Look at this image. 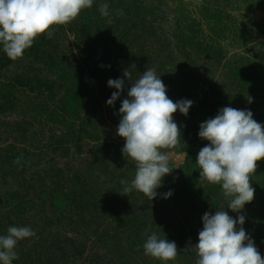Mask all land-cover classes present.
Here are the masks:
<instances>
[{
	"label": "trees",
	"instance_id": "16d2710c",
	"mask_svg": "<svg viewBox=\"0 0 264 264\" xmlns=\"http://www.w3.org/2000/svg\"><path fill=\"white\" fill-rule=\"evenodd\" d=\"M158 1L163 3L162 0ZM103 3L109 5L111 16L103 17L100 14L99 6ZM217 4L218 0H202L198 6L202 10V17L208 22L209 30L220 34L225 24ZM154 8L143 5L142 0H93L92 7L82 10L77 17L78 22L75 25L78 27L77 30H80L79 39L88 42L80 47L79 54L75 55L77 61L71 65L72 71L64 66L61 56L57 57V53L61 54L60 52L56 51L53 54L54 50H48L50 45L46 41V39L48 40L47 36L40 35L29 48V53L34 58L46 54V57H49L48 62L45 61L47 69L53 73L54 77H45L44 79H42L44 76L39 77L35 83H33V77L24 78L20 75H14L6 82L0 80V112H5L14 106L12 97L18 90L21 91L24 88L23 85H27L31 89L39 88L40 92L43 91L42 87L47 88V97L51 100L57 97V92L54 93L53 90L54 83L57 82L58 89L63 90L55 102L56 104L50 108L47 114L50 121L61 124L63 127L60 134L52 136V141L48 143L51 152L48 154L53 164L49 165L50 161L47 160L49 165L47 169L41 171L36 168L32 173L34 177L28 178L25 176L27 170L25 171L24 167L27 165L28 168H32L35 163L41 164L40 154L34 162L29 160L26 153L12 154L8 147L5 149V154H0V168L6 170V174L18 173L19 184L27 189L25 192L0 190V236L7 235L9 228V225L3 224L6 212L4 210L7 207H9V213L10 210L16 209L20 214V216L16 215V221L11 219V226L20 227L25 224L23 223V212L28 203H31L32 205L28 207L33 211L35 219L32 229L37 228V237L29 239L30 241L25 238L18 242L15 250L19 258L14 260L13 264H164V262L144 254L143 244L147 239L145 232L148 230V235L155 232L159 236L157 222L148 219H144L143 222L137 221L126 214L129 208L137 206L131 202H136L138 199L143 200L141 203H144L145 206L151 207L147 204L149 199L143 193L135 189L127 194L123 192L124 185L121 184V180L130 184V180L135 176V162L122 154L123 143L113 142L109 145L102 139L103 134L117 131L121 119L119 109L123 99L128 98L127 94L122 91L114 106H110L113 129L106 131L102 126L103 120L97 116V111L102 108L100 96L105 97L107 103L112 93L117 91V89L108 86V79L104 73L102 74L105 66L117 68L119 63L116 61H120L123 57L119 42L124 40L125 43L133 45L136 42L135 39L149 40L151 36L147 35L151 34L152 26L141 20H144L145 15L152 14ZM117 10H123L124 14L118 15ZM140 10L143 14L138 12ZM182 10L181 8L176 9L178 13ZM109 19L111 23L108 22ZM59 30L54 32H61V29ZM189 30L191 29L187 24H178L177 31L173 33L181 50L189 46L195 47L197 50L204 51L205 49L207 56L212 58L217 55L223 56L221 51L219 53L209 44L204 48L200 47L201 41H195ZM58 35L61 36L60 33ZM1 46L3 45L0 44V48ZM142 51L145 52L144 47H141L139 52L129 50L126 53L127 56L136 57L142 55ZM150 52L156 53V61L161 67L172 62L164 61L163 56L170 60L175 58L169 53L170 51H165L164 45L153 48ZM130 66L135 68L134 64H130ZM138 67L140 68V66ZM235 69H237L235 75L239 82L237 84L241 90L246 88L248 90L253 86L255 78L248 75L250 68L247 64H242ZM109 77L118 79L121 76L112 72ZM95 83L101 86V90L100 94L93 97L94 100H92V98L89 99L90 91ZM104 87H106L105 91ZM172 88L171 96H167L173 102L187 99L193 101V105L187 116L179 111L173 114L175 122L180 127L181 140L187 141L186 146L182 147L185 156L173 177L168 178L161 187L157 188L156 201L163 202V207L166 208L170 203L163 198V194L171 191L170 197L176 198L178 192H174V190L179 188L181 190L179 194L183 192L186 196H193L191 200H196L203 208L212 211L217 207V198L221 195L219 191L222 187L200 179V169L196 158L201 149L189 145L190 140L197 137L196 135L200 131L198 124L202 119L199 117L205 115L207 107L203 99L198 102L192 99L195 87L186 80L176 81L172 84ZM222 107L213 104L211 109L217 115ZM250 109H253L252 113L255 112L257 115V122L264 126V114L257 112L256 107H245L242 110ZM86 138L97 142L90 151L95 159L83 162L82 165L80 163L81 166L75 165L76 157L67 159L64 165L69 172H72L69 177L67 171L60 167L56 168V158L59 156L69 157L70 145L74 147V153L79 158L84 152L83 142ZM20 156H22L20 163H15L16 158ZM260 164L261 166L257 165L256 173L250 179L252 187L257 190L263 204L264 161H261ZM121 165H124L123 170H118ZM95 169L104 174L111 172L112 177L102 179L101 175L96 174ZM129 171L130 173H128ZM115 193L119 196L116 200L111 198ZM123 195H126L127 198L119 202ZM112 200H115L116 203ZM17 201L19 202L17 203ZM182 205L183 203L180 204V206ZM169 211L171 212V210ZM70 232H73L74 235ZM258 232L264 234L262 226ZM167 234L169 235L164 239L169 241L175 239L180 245H177L178 250H181L180 261L183 264H189L188 253L182 252L190 242L186 229L183 227V231L177 235L169 231ZM22 241L23 243L30 242L29 247H20L23 244ZM262 249L260 254L264 258V248ZM194 255L193 253L189 259H193Z\"/></svg>",
	"mask_w": 264,
	"mask_h": 264
},
{
	"label": "rangeland",
	"instance_id": "374dc122",
	"mask_svg": "<svg viewBox=\"0 0 264 264\" xmlns=\"http://www.w3.org/2000/svg\"><path fill=\"white\" fill-rule=\"evenodd\" d=\"M162 1L163 3H159L158 0H142L143 5L148 6V8L155 7L152 14L145 15L143 18L144 20H141L144 23L146 22L147 25L152 26L151 34L147 35L151 37L149 40L143 38L139 40L135 39L136 42L133 45L125 43L124 40L119 42L123 57L120 61H116V63H119L117 68L105 66L102 74L104 73L108 80L112 72L121 76L120 78L125 80L123 91L126 94L131 87V82L123 76L125 70H130L133 73V80H135L146 70L154 69L156 75L158 77L160 76V79L166 86V94L169 96H171L173 91V83L179 80H186L195 87V91L192 92V94H194L192 99L197 102L203 99L207 107L205 115L199 117L202 119L198 124L199 126L202 121L205 122L216 116L215 112L211 109L213 104L220 105L221 107H232L238 110L253 106L257 108V112L264 114V0H218L217 7L222 12L225 24V27L223 26L222 28L223 30L225 28V30H222L220 34L211 32L208 28V22L202 17V10H200L198 6L202 0ZM178 8H181V10L183 9L180 12L183 13V15H180V13L176 11ZM138 12L143 14L141 10ZM77 22L78 20L76 18L68 24L55 25V31L61 29V32H54V36L51 39H46L48 45H50L48 50H54L52 51L53 54H55L56 51L60 52L61 54L57 53V57L61 56L64 66L71 71L73 70L71 65L75 64L77 61L75 60V55L79 54L80 47H83V45H86L88 42L84 39H79L80 30H77L78 27L75 25ZM178 24L188 25L191 29L189 33L193 35L194 40L201 41L200 47L204 48L205 45L209 44L219 53L221 51L223 56L217 55L215 58H212L207 56V51H205V49L204 51L197 50L195 47L189 46L181 50L173 34L177 31ZM59 33L61 36L58 35ZM163 45L165 51H170L169 53L175 58L170 60L163 56L162 58L164 61L172 62L166 63L164 67H161L159 62L156 61V53L152 54L150 51L153 48L163 47ZM141 47L145 49V52L142 51V55L136 57L127 56V51L132 50L139 52ZM48 60L49 57H46V54L34 58L32 54L29 53V49H26L22 58L13 61L8 58L3 51V46H1L0 80L5 82L9 81L14 75H20V77L24 78L33 77V83H35L39 77L42 78L44 76L42 79L45 77L53 78V73L51 72V74L48 71L45 63V61L48 62ZM130 64H134L135 68H132ZM242 64H247L250 68L248 75L255 78L253 86L248 90L247 88L245 90L240 89L238 86V78L235 75V71L237 70L235 68L240 67ZM138 66H140V68ZM53 86L54 93L57 92V97L51 100L47 97V88L42 87L43 91L40 92L39 88L31 89L29 86L23 85L24 88H22L21 91L18 90L15 96L12 97L14 106L7 109L5 112H0V154H5V149L8 147L12 154H16V152H19L18 154L26 153L29 160L32 162L39 158L38 154L41 155V164L38 165L35 163L32 168H28L27 165L24 167L25 171L27 170L25 176L28 178L34 177L32 173L36 168L42 171L53 164L48 154L51 153L48 143L52 141V136L56 134L59 135L60 131L63 129L61 124H56L47 118L50 108L56 104L55 102H57V99L63 92V90L58 89L57 82L54 83ZM100 90L101 86L95 83L90 91L91 97H89V99L92 98V100H94L93 97L100 94ZM105 90L106 87H104V91ZM100 102L102 108L97 111V116L100 120H103L102 126L105 127V130L109 131V129H113L112 109L106 103L105 97L100 96ZM41 106H44V108H41ZM39 109L40 111H38ZM249 111L252 112L253 109ZM253 119L257 121L255 112L253 113ZM198 133L196 135L197 137H193L190 140L189 145L197 149H202L204 146L208 145L209 142L201 139ZM102 139L103 142L105 141L109 145L113 142L123 143L121 148H123L125 144L124 138L120 137L117 131L103 134ZM83 143L85 145L84 152L81 153L79 158L74 153V147L70 145V156L67 158L63 156L57 157L55 163L56 168L60 167L67 171V176L71 177L72 172H69L64 165L67 159L76 157V166H81L83 162L91 161L94 155L90 151L97 142L86 138ZM185 144H187L186 140H180L179 145L175 148L162 149L163 152L169 155V166L173 169L170 174H166L163 177L162 184H164L168 178L173 177L183 163L185 151L182 150V147L186 146ZM47 160L50 161L49 165L47 164ZM261 161H258L257 165L261 166ZM124 165H121V168L118 170H123L122 168H124ZM95 171H97L96 174L102 176V179L112 177L111 172L104 174L98 169H95ZM5 172L6 170L0 168V190H18L23 192L27 190L19 184L20 178L18 177V173L6 174ZM128 173H130V171ZM133 179L134 177L130 180V183ZM175 191L178 192V196L176 198L168 197L167 200L170 204L166 208L163 207V202L156 201L157 197L148 201L147 204L151 205L150 208L145 206L144 203H141L143 200L138 199L136 202H131L135 203L137 206L129 208L126 214L137 221L143 222L144 219H148L157 222V228L159 229L158 234L162 238H166V236L169 235L167 234L168 231L177 235V233L183 231L184 227L188 232L189 243L193 246L198 243V234L203 228L202 217L206 212L214 215L216 211L222 209L227 211L234 219L237 218L238 215H244L245 223L243 228L253 239L259 253L262 252L264 244H261L264 243V234L259 233L258 230L261 226L264 229V203H261L257 190H255L253 201L246 203L244 209L240 213L233 212L227 207V198L224 196L222 188L219 191L221 195L217 198V207L212 211L203 208L196 200H191L193 196H186L183 192L179 194V192H181L179 188H176L174 192ZM118 197L116 193L111 196V198H115V200ZM126 198V195L121 196L119 202ZM115 200L112 201L116 203ZM18 202L19 201H17V203ZM181 203H183L182 206H180ZM30 205L32 204L28 203V206ZM28 206L25 208L22 215L24 217L23 223L25 224L20 227H30L32 229L35 219L33 218V211L29 210L30 208ZM8 210L9 207L4 210L6 212L5 223L3 224L9 225L10 227L12 220L16 221V215L18 214L20 216V214L17 213L16 209L10 210V213ZM169 210H171V212ZM254 214L256 215L254 216ZM1 221L4 222V220ZM239 227L240 225H237V230ZM32 230L36 235L26 238V240L37 237V228H33ZM70 233L73 234V232ZM173 242L180 246L175 239ZM29 245L30 242H25L21 244L20 247H29ZM193 253L195 254L194 258L189 259ZM187 259L189 264H197L198 257L195 249L188 252ZM167 263L183 264L180 261L179 254L175 261H168Z\"/></svg>",
	"mask_w": 264,
	"mask_h": 264
},
{
	"label": "clouds",
	"instance_id": "9594fccd",
	"mask_svg": "<svg viewBox=\"0 0 264 264\" xmlns=\"http://www.w3.org/2000/svg\"><path fill=\"white\" fill-rule=\"evenodd\" d=\"M92 5L93 0H0L3 51L13 61L22 58L38 36L46 34L51 39L55 25L72 22ZM99 11L103 17L110 16L107 3L101 4ZM117 14L123 15V10H117ZM123 76L131 82V87L119 109L117 133L125 140L122 154L135 162L136 171L130 184L125 180L121 184L125 194L135 189L153 200L163 177L173 170L169 155L162 149L174 148L181 140L180 127L173 114L179 111L187 116L193 101L173 102L154 69L146 70L135 80L130 70H125ZM108 86L117 89L107 100L109 106H114L124 90L125 80L109 79ZM198 135L209 142L196 158L200 179L220 185L227 207L240 213L254 199L255 189L250 178L256 173L257 162L264 160V126L253 119L249 110L223 107L214 118L200 124ZM21 159L22 156L17 157L14 162L19 164ZM171 195L169 191L163 198ZM202 222L198 243L194 246L189 243L182 250L188 253L195 249L197 264H264L253 239L243 228L244 215L234 219L219 209L214 215L206 212ZM237 225H240L238 230ZM147 232L144 254L164 264L175 261L181 252L177 244L160 238L155 232L150 235ZM35 235L30 227H9L7 235L0 236V264H13L19 258L15 250L18 242Z\"/></svg>",
	"mask_w": 264,
	"mask_h": 264
}]
</instances>
